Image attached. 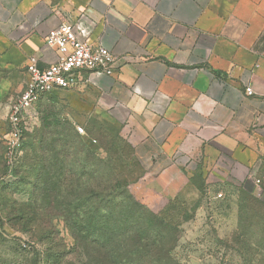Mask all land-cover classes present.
Listing matches in <instances>:
<instances>
[{"label": "crops", "instance_id": "1", "mask_svg": "<svg viewBox=\"0 0 264 264\" xmlns=\"http://www.w3.org/2000/svg\"><path fill=\"white\" fill-rule=\"evenodd\" d=\"M81 12L92 24L89 42L115 63L110 75L82 73L90 81L79 90L124 124L148 174L202 168L224 183L257 179L264 0H0V68L16 73L0 79V97L22 90L31 55L40 67L55 60L46 33Z\"/></svg>", "mask_w": 264, "mask_h": 264}, {"label": "rangeland", "instance_id": "2", "mask_svg": "<svg viewBox=\"0 0 264 264\" xmlns=\"http://www.w3.org/2000/svg\"><path fill=\"white\" fill-rule=\"evenodd\" d=\"M18 88L0 97V264H264V179L148 174L87 90L36 104L40 121L9 163L1 137Z\"/></svg>", "mask_w": 264, "mask_h": 264}, {"label": "built area", "instance_id": "3", "mask_svg": "<svg viewBox=\"0 0 264 264\" xmlns=\"http://www.w3.org/2000/svg\"><path fill=\"white\" fill-rule=\"evenodd\" d=\"M92 24L87 23L84 12L72 21H64L51 28L45 35L44 45L56 51V58L45 67L38 65V57L31 55L25 66L27 80L22 90L9 104L5 121L7 130L3 135L6 159L12 163L18 153L24 133L37 124L38 99L56 89H77L90 81L83 78L86 72L96 75L113 74L115 57L101 45L89 42ZM244 93L253 95L250 85ZM82 132L81 127H77Z\"/></svg>", "mask_w": 264, "mask_h": 264}, {"label": "trees", "instance_id": "4", "mask_svg": "<svg viewBox=\"0 0 264 264\" xmlns=\"http://www.w3.org/2000/svg\"><path fill=\"white\" fill-rule=\"evenodd\" d=\"M80 88H77V89H56V90H53V91H51V92H49V93H46V94H44V95H42L39 99H38V101H37V104H39V102L42 100V99H44L45 97H51V96H53V95H55L56 93H58V92H60V91H74V90H79ZM37 110H38V107H37ZM38 113H39V110H38ZM55 119V118H54ZM39 121H40V113H39ZM42 121H43V129L44 130H47L48 132H50V130H51V128H53V127H55L56 126V123H57V121H55L54 122V120H48V118H43L42 119ZM7 130V123H6V121L4 122V127H3V133H2V137H1V141H2V144H3V146H4V143H3V135H4V133H5V131ZM28 134H30L29 132H26V133H24V135H23V137H22V142H21V147L23 146V138H24V136L25 135H28ZM64 136V135H63ZM64 138H65V136H64ZM41 139H44V137L42 136L41 137ZM66 139V138H65ZM82 146H85V144H82ZM39 148H43V146L41 145ZM4 149H5V146H4ZM81 149H82V147H81ZM82 150H84V152H87V153H92L93 152V150L91 151V148L89 147V146H85L84 147V149H82ZM5 151V150H4ZM258 178H262V179H264V166H262V167H259V173H258V177H257V179ZM246 183H248V182H244V183H242V185H245ZM116 197V196H115ZM149 215H151V216H154L155 217V215L152 213H150ZM162 222H164L163 220H162ZM166 226H169V225H166ZM78 235L80 236V237H82V231L79 229V231H78V233H77V235H74L75 237V241L77 240V242H78Z\"/></svg>", "mask_w": 264, "mask_h": 264}]
</instances>
